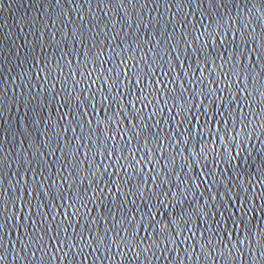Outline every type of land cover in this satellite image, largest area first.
<instances>
[{"label": "snow or ice", "instance_id": "1", "mask_svg": "<svg viewBox=\"0 0 264 264\" xmlns=\"http://www.w3.org/2000/svg\"><path fill=\"white\" fill-rule=\"evenodd\" d=\"M66 3L83 21L93 0ZM96 10L99 20L88 7L91 19L68 34L70 46L61 35L50 47L47 23L25 38L30 73L5 77L0 49V264H264V92L255 89L254 107L247 87L264 88V0H96ZM9 100L25 127L20 143L33 137L36 151L6 187L16 159L3 148ZM96 133L103 150L87 187L73 191L96 145L85 136ZM28 174L43 193L35 205L31 191L16 195ZM90 204L100 215L85 226ZM14 234L28 237L19 251L5 241Z\"/></svg>", "mask_w": 264, "mask_h": 264}]
</instances>
